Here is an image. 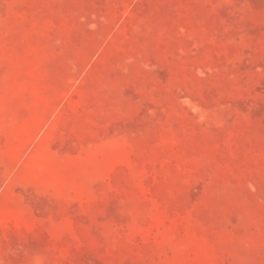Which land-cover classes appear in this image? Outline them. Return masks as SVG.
I'll return each mask as SVG.
<instances>
[{
	"label": "rangeland",
	"instance_id": "374dc122",
	"mask_svg": "<svg viewBox=\"0 0 264 264\" xmlns=\"http://www.w3.org/2000/svg\"><path fill=\"white\" fill-rule=\"evenodd\" d=\"M0 264H264V0H0Z\"/></svg>",
	"mask_w": 264,
	"mask_h": 264
}]
</instances>
